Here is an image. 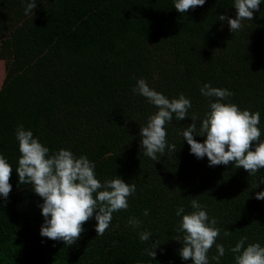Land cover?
Returning a JSON list of instances; mask_svg holds the SVG:
<instances>
[{"label":"trees","instance_id":"trees-1","mask_svg":"<svg viewBox=\"0 0 264 264\" xmlns=\"http://www.w3.org/2000/svg\"><path fill=\"white\" fill-rule=\"evenodd\" d=\"M0 0V58L6 75L0 88V154L12 166V191L0 196V264H194L180 255L182 216L195 211L196 199L221 232L225 247L219 264H235L231 248L264 247V168L250 175L243 167L209 166L184 140L192 114L202 120L210 98L201 87L228 89L221 101L260 113L264 142V0L252 20L230 30L237 17L235 0H206L179 13L176 0ZM139 79L168 97L184 94L192 103L188 118L165 125L175 150L153 161L142 147L141 128L158 109L134 94ZM215 102L216 98H211ZM23 125L55 153L70 150L95 163L103 183L119 176L136 185L129 208L113 213L103 236L94 216L72 244L41 236L43 198L20 184L16 168L21 153L16 130ZM194 138L203 143L205 136ZM256 142H253V150ZM184 213L176 215L178 207ZM149 215L144 216L145 210ZM142 221L139 227L130 218ZM230 231L224 236V231ZM152 237L141 242L140 233ZM159 242L153 260L146 253ZM209 264H217L215 244Z\"/></svg>","mask_w":264,"mask_h":264},{"label":"clouds","instance_id":"clouds-1","mask_svg":"<svg viewBox=\"0 0 264 264\" xmlns=\"http://www.w3.org/2000/svg\"><path fill=\"white\" fill-rule=\"evenodd\" d=\"M206 0H176L175 9L179 13H187L189 9L203 6ZM261 0H235L237 17L229 19L220 15L219 20H227L230 30L236 32L242 28V21L252 20L254 11H259ZM36 0L26 3L25 14L33 12ZM201 95L210 98V111L200 120L192 114V124L183 131L184 140L190 145L191 153L197 158L208 157L209 166L228 165L235 162V167H243L250 175H255L264 168V142L261 141L260 113L241 110L235 104H225L221 101L234 95L228 89L212 87L204 84ZM134 94L147 98L158 111L149 117L147 126L141 128V142L145 155L153 161H159L157 154L164 156L167 151L175 150V145H169L166 139L165 125L173 120V114L179 121L188 118L191 100L184 94L179 98L169 99L162 93L152 89L145 79H139ZM215 97V102L211 98ZM195 135L205 136L201 143ZM16 139L19 142L21 153L15 169L20 184H29L35 193L43 198L42 215L45 218L41 228V236L51 240H60L71 246L81 238L85 231L83 225L95 214L98 222L97 236H103L113 219V213L129 208L128 198L136 193L135 184H127L122 178L106 180L103 183L96 178L95 163L87 156L77 158L70 150L60 149L50 153L38 138H34L31 130H25L19 125L16 130ZM253 142H256L253 150ZM13 168L0 154V196L5 200L12 191L10 178ZM264 183V178H261ZM256 199L264 200V192H258ZM195 211L182 216L178 232L183 233V247L180 255L184 260L191 259L194 264H209L208 252L215 244L218 255L212 257L219 264L220 257L225 255V247L216 244L221 230L216 227L217 219L210 218L207 211L196 199L191 201ZM184 213V207L176 210V215ZM144 216L149 215L146 209ZM129 224L139 227L142 221L132 217ZM230 231H224L229 236ZM152 233H140L141 242L149 241ZM247 237H243L230 251L235 255V264H264V247L259 243L245 247ZM159 242L153 243L152 250H145L153 260L156 257L155 249Z\"/></svg>","mask_w":264,"mask_h":264},{"label":"rangeland","instance_id":"rangeland-1","mask_svg":"<svg viewBox=\"0 0 264 264\" xmlns=\"http://www.w3.org/2000/svg\"><path fill=\"white\" fill-rule=\"evenodd\" d=\"M6 75L5 60L0 58V88Z\"/></svg>","mask_w":264,"mask_h":264}]
</instances>
